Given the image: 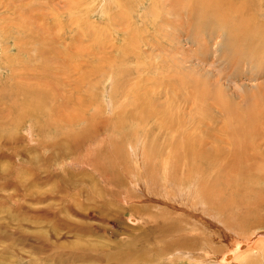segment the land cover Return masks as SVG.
I'll use <instances>...</instances> for the list:
<instances>
[{"label":"rangeland","instance_id":"374dc122","mask_svg":"<svg viewBox=\"0 0 264 264\" xmlns=\"http://www.w3.org/2000/svg\"><path fill=\"white\" fill-rule=\"evenodd\" d=\"M184 1L0 0V264H264V0Z\"/></svg>","mask_w":264,"mask_h":264},{"label":"bare ground","instance_id":"6f19581e","mask_svg":"<svg viewBox=\"0 0 264 264\" xmlns=\"http://www.w3.org/2000/svg\"><path fill=\"white\" fill-rule=\"evenodd\" d=\"M137 1V0H136ZM140 1H142V0H140ZM218 1V2H217ZM261 1V0H260ZM201 2H202V5L201 4H198V3H196V2H193L192 0H186V1H184V2H182L181 3V5L182 6H185V7H189V8H192V9H196L197 10V14L198 13H201L202 15L204 14L203 13V10L204 11H206V13H207V15H211L212 17H214L215 19L214 20H216V21H220L221 23H224L225 24V26L224 27H228L229 25H230V23H231V25L232 24H235V22L238 24V26L239 27H242V30H244L246 27H247V25L250 23L249 22V20H248V18L250 19V21L251 20H255L256 19V15H254V13H256V10L254 11V13H251L249 16H245L243 13H241L240 12V9L242 10L244 7H246L247 8V6L249 5L250 6V4H252L253 3V0H241V1H239V2H233L232 0H201ZM260 3V2H259ZM260 5V4H259ZM138 7H140V6H138ZM224 7H228V9L229 8H231L232 9V12H239V13H241V16L242 17H240L239 18V20H234V19H232V22H228V20L230 21V19H231V17L232 16H230V14L226 11H223V13L221 12V10H222V8H224ZM151 8V7H150ZM224 9H226V8H224ZM219 11L222 13V14H220L219 13ZM236 15V14H235ZM252 15H254V16H252ZM254 17V18H253ZM203 18V17H202ZM238 18V17H237ZM210 19V18H209ZM14 21V20H13ZM24 21V20H23ZM214 21H212V23H213ZM37 23V22H36ZM211 24V23H210ZM214 24H217V23H214ZM218 25V24H217ZM212 26V25H211ZM214 26V25H213ZM262 26H263V28H264V21H263V23H262ZM215 27V26H214ZM232 27H233V30H234V34H235V36H237V35H241V33L243 34V31L241 30V29H238V31H237V26H234V25H232ZM230 29V28H229ZM251 30H253V29H251ZM240 31V32H239ZM239 32V33H238ZM234 35H233V37H231V38H234L235 37ZM242 37V36H241ZM231 38H230V40H231ZM238 39V38H237ZM244 39V38H243ZM250 39V38H249ZM234 40V39H233ZM235 46V45H234ZM236 47V46H235ZM237 48V47H236ZM236 48H234L235 50H236ZM242 49V48H241ZM21 50V49H20ZM240 53V52H239ZM19 58V57H18ZM39 69V68H38ZM29 78V77H28ZM19 87V86H18ZM12 90V89H11ZM19 90V89H18ZM16 93H17V91H15ZM32 93V92H31ZM109 96V95H108ZM43 97V96H42ZM104 97V96H103ZM36 100V99H35ZM38 101V100H37ZM36 101V102H37ZM106 101V100H105ZM27 103V102H26ZM108 103H109V101H108ZM35 104V103H34ZM43 104V103H42ZM27 106V105H26ZM46 108V107H45ZM48 108V107H47ZM174 108V107H173ZM177 110V109H176ZM36 111V110H35ZM168 111V110H167ZM29 112H31V110H29ZM29 112H27V113H29ZM147 112V111H146ZM181 112V111H180ZM41 114V113H40ZM37 115V114H36ZM172 116V115H171ZM142 117V116H141ZM119 119V118H118ZM21 122V121H20ZM43 122V121H42ZM46 123V122H45ZM47 124V123H46ZM68 127V126H67ZM122 130V129H121ZM138 130V129H137ZM255 132V131H254ZM135 133V132H134ZM137 133V132H136ZM145 133V132H144ZM136 136V135H135ZM138 136V135H137ZM184 136V135H183ZM262 136V135H261ZM260 136V137H261ZM227 137V136H226ZM262 137H264V136H262ZM228 138H229V136H228ZM129 140V139H128ZM187 140V139H186ZM206 140V139H205ZM263 140V139H262ZM191 141V140H190ZM190 141H187V142H190ZM126 142V141H125ZM253 143V142H252ZM220 144V143H219ZM230 145V144H229ZM254 145V144H253ZM215 147H216V145H215ZM215 147H213V148H215ZM255 147V146H254ZM218 148V147H217ZM165 149V148H164ZM199 149V148H198ZM209 150V149H208ZM247 148H244V151L242 152V157H243V159L245 160V165L246 164H248V161L250 160V155L251 154H249L248 155V153H247ZM201 154H202V157L201 158H203V159H206V161H204L203 160V162H205V163H209L210 161V159L211 158H214V157H211L212 156V154L210 155L208 152H205V151H202L201 152ZM215 155V154H214ZM232 155V154H231ZM146 157V156H145ZM229 157V156H228ZM138 158V157H137ZM140 158V157H139ZM137 160H139V159H137ZM213 160H215V159H213ZM212 160V161H213ZM233 160H235L234 158H233ZM157 161V160H156ZM224 161V160H223ZM138 162H140V161H137V163ZM147 162V161H146ZM217 162H218V160H217ZM153 163V162H152ZM213 163V162H212ZM140 163H138V165H139ZM158 164V163H157ZM160 164V163H159ZM158 164V165H159ZM163 164V166L165 167V164L164 163H162ZM168 164V163H167ZM194 164V163H193ZM214 164V163H213ZM157 165V166H158ZM161 165V164H160ZM217 165V164H216ZM220 164H219V162H218V166H219ZM152 166V165H151ZM162 166V167H163ZM169 166L171 167V168H175V167H177L178 168V166H177V164H175L173 161H171V163H169ZM186 166V165H185ZM212 165H210V167H211ZM260 166V165H259ZM137 167V166H136ZM142 167V166H141ZM153 167V166H152ZM170 167L168 168L167 166H166V168H167V171H168V169H170ZM143 168H145V167H143ZM181 168V167H180ZM212 168V167H211ZM182 169V168H181ZM186 169V168H185ZM193 169V168H192ZM191 169V170H192ZM256 172L255 173H252L249 177H248V180L246 181V186L247 185H250L251 187H248V188H250V189H254V188H256L257 189V191H256V193L255 194H257L259 191H261V190H263L264 189V168H253ZM154 171V167L152 168V172ZM187 171V170H186ZM211 171L213 172V170L211 169ZM179 174V173H178ZM175 175V174H174ZM181 176V175H180ZM185 176V175H184ZM211 176V175H210ZM213 176V175H212ZM134 177H136V176H134ZM157 177V176H156ZM190 177V176H189ZM237 176H234V178H236ZM152 182H153V180H152ZM164 183V182H163ZM167 184V183H166ZM168 186V185H167ZM244 193V192H243ZM252 194H254V193H252ZM170 199V198H169ZM173 199H175V198H173ZM176 200V199H175ZM174 200V201H175ZM256 202H257V200H256ZM255 205H256V203H254ZM130 220H134L132 217H130L129 218ZM139 227V226H138ZM144 231H145V229H144ZM143 233V232H142ZM259 234V233H258ZM255 235V239L254 238H251V239H249V240H251L252 241V247L255 245V243H256V241H257V239L258 240H261V241H264V231L263 232H261L259 235ZM145 235V234H144ZM149 236V235H148ZM170 236V235H169ZM171 237V236H170ZM253 237V236H252ZM164 242H167V241H164ZM163 242V243H164ZM260 242V241H259ZM247 243H248V240H246V241H238L237 243H236V245L234 246V248L231 250V251H233L232 252V254H230L231 255V257H232V259H231V261H224L225 259H226V257H227V259L229 258V255H224V256H221V259H220V257H217V258H214V259H204L205 260V262L204 261H200V262H198V264H204V263H210V262H212V261H214L215 259H216V262L218 263V264H235V262H236V260H238V258L241 260V258H242V256L244 255L243 254V251H241L240 252V247H243L242 245H244V244H246L247 245ZM250 243V242H249ZM260 245V244H259ZM157 246V245H156ZM256 246V245H255ZM158 248V247H157ZM153 249V248H152ZM160 249V248H159ZM164 249V248H163ZM162 248L159 250V251H155V254H158V255H160V260H162L163 262H165V260L166 261H169L170 259H172V258H170V257H172V254H170V255H168L167 256V254H166V252H164V251H166V250H163ZM146 251V250H145ZM246 251V250H245ZM100 252V251H99ZM186 252V251H185ZM190 252V251H189ZM183 253V252H181V251H178V253H179V256H181V255H183V254H185V255H187L189 258H193L192 256H190V253ZM177 253V254H178ZM165 254V255H164ZM260 254V253H259ZM161 255L163 256V258H161ZM170 256V257H169ZM213 256V255H212ZM168 257V258H167ZM153 258V257H152ZM158 258V257H157ZM207 258V257H206ZM149 259V258H148ZM151 260V259H150ZM251 260V259H250ZM172 261H174V260H172ZM196 261V260H195ZM146 262V261H145ZM242 262H244V260H242L241 261V263ZM153 263V262H152ZM138 264H139V262H138ZM154 264H156V263H154Z\"/></svg>","mask_w":264,"mask_h":264}]
</instances>
